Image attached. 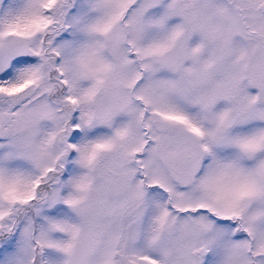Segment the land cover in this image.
Returning a JSON list of instances; mask_svg holds the SVG:
<instances>
[{
    "label": "snow or ice",
    "instance_id": "1",
    "mask_svg": "<svg viewBox=\"0 0 264 264\" xmlns=\"http://www.w3.org/2000/svg\"><path fill=\"white\" fill-rule=\"evenodd\" d=\"M0 264H264V0H0Z\"/></svg>",
    "mask_w": 264,
    "mask_h": 264
}]
</instances>
